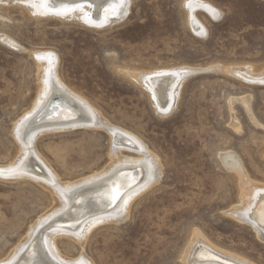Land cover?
<instances>
[{
  "label": "rangeland",
  "instance_id": "rangeland-1",
  "mask_svg": "<svg viewBox=\"0 0 264 264\" xmlns=\"http://www.w3.org/2000/svg\"><path fill=\"white\" fill-rule=\"evenodd\" d=\"M186 1L131 0L124 21L103 29L0 2V167L18 155L13 126L39 93L34 52L53 53L62 84L110 125L142 141L161 165L160 181L130 202L124 220L95 225L82 247L57 240L70 260L83 254L92 264H186L185 251L197 233L264 264V240L225 213L238 204L239 193L221 158L231 154L250 180L264 184V86L231 73L264 69V0H201L220 12L215 20L196 12L203 36L188 24ZM179 67L218 70L187 76L175 108L163 117L126 75ZM110 144L106 132L82 127L44 132L34 143L64 184L104 170ZM53 204L35 181L0 179V261Z\"/></svg>",
  "mask_w": 264,
  "mask_h": 264
},
{
  "label": "bare ground",
  "instance_id": "bare-ground-1",
  "mask_svg": "<svg viewBox=\"0 0 264 264\" xmlns=\"http://www.w3.org/2000/svg\"><path fill=\"white\" fill-rule=\"evenodd\" d=\"M0 2L24 4L35 16L48 15L93 29L107 28L124 21L131 4V0ZM184 7L188 24L198 36H203L205 30L196 18L197 11H204L214 20L220 17L219 10L201 0H187ZM1 39L9 44L7 38ZM32 54L41 71L39 93L31 111L21 116L13 126L12 133L19 145V152L11 164L0 167V179L28 178L35 181L49 192L54 204L48 213L37 219L23 240L0 264H92L83 254L77 260L62 256L57 248V240L65 238L82 247L95 225L124 220L130 202L160 181L161 165L142 141L122 128L110 125L84 99L62 84L57 76L58 59L53 53ZM215 67L208 70L217 69ZM249 68H233L231 73L234 78L248 84L264 86V69L254 73ZM198 70L202 69L179 67L126 72V75L147 94L157 114L163 117L175 108L183 81ZM51 113V118H47ZM79 127L101 130L110 136V164L96 175L64 184L37 153L34 143L44 132ZM221 158L226 169L235 175L239 193L238 204L225 213L233 220L249 225L257 237L264 240V184L250 180L243 165L231 154H223ZM183 259L186 264H253L217 248L197 233L193 235Z\"/></svg>",
  "mask_w": 264,
  "mask_h": 264
},
{
  "label": "water",
  "instance_id": "water-1",
  "mask_svg": "<svg viewBox=\"0 0 264 264\" xmlns=\"http://www.w3.org/2000/svg\"><path fill=\"white\" fill-rule=\"evenodd\" d=\"M204 71L206 72V71H208V70H198L196 73L198 74V73H202V72H204ZM52 114H53V113H51L49 116L47 115V118L50 117ZM50 118H51V117H50Z\"/></svg>",
  "mask_w": 264,
  "mask_h": 264
},
{
  "label": "snow or ice",
  "instance_id": "snow-or-ice-1",
  "mask_svg": "<svg viewBox=\"0 0 264 264\" xmlns=\"http://www.w3.org/2000/svg\"><path fill=\"white\" fill-rule=\"evenodd\" d=\"M214 11V10H213Z\"/></svg>",
  "mask_w": 264,
  "mask_h": 264
}]
</instances>
